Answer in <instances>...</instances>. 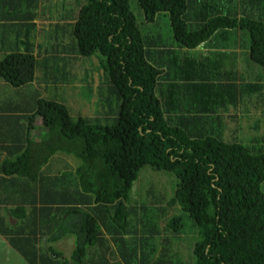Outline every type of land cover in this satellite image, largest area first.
Here are the masks:
<instances>
[{
    "label": "trees",
    "instance_id": "trees-1",
    "mask_svg": "<svg viewBox=\"0 0 264 264\" xmlns=\"http://www.w3.org/2000/svg\"><path fill=\"white\" fill-rule=\"evenodd\" d=\"M129 2L86 0L75 14L51 0H0V81L9 87L0 127L10 143L0 157V236L25 264H170L188 234V264H264V132L229 122L245 85L264 95V75L229 66L210 43L238 27L250 37L248 65L264 68V0H137L147 31ZM57 14L74 22L53 24ZM158 18L167 48L148 37ZM37 30L55 43L41 61L23 41ZM62 53L99 61L92 118L25 89L38 66L66 65ZM92 93L78 87L88 101ZM149 171L173 182L168 201L165 186L135 191ZM65 239L68 258L57 247Z\"/></svg>",
    "mask_w": 264,
    "mask_h": 264
},
{
    "label": "rangeland",
    "instance_id": "rangeland-1",
    "mask_svg": "<svg viewBox=\"0 0 264 264\" xmlns=\"http://www.w3.org/2000/svg\"><path fill=\"white\" fill-rule=\"evenodd\" d=\"M86 0H84L85 2ZM130 10L133 13V15L137 19L138 26L142 31L149 30V24L144 22L143 16H141V11L138 8L137 0H130L129 2ZM79 7L77 8L78 13ZM76 13V14H77ZM49 13H45V18H50ZM64 15L57 14V20L52 23L59 22V24H72L74 22V19H67L64 18ZM48 21H45L47 23ZM162 22H165L161 18H158L155 20L153 24H151L152 27V33H149V38H152V34L154 33V29H158L163 27ZM35 24L37 26L40 25V20L35 19ZM159 31V29H158ZM211 44L217 45L218 47H221V41L214 38L210 42ZM156 60V59H155ZM225 60L229 66L234 65L238 70L242 69H251L255 73L256 76L258 75H264V68H258L256 66H249L248 60L249 58H240L237 56L233 51H229L226 54ZM160 63V62H159ZM75 74L67 75V76H50L47 74H41L40 66L36 68V71L38 73L37 76H35V79L33 82L27 84L25 89L27 90L29 96L35 100V102H39V97L44 100H56L60 103H63L66 105L69 110L70 114L73 117H87L92 118L94 116V111L97 107V101H98V95L99 93V87L103 84V78H102V69L101 66H99V61L96 56H92L91 59H85L77 60L73 63ZM68 70V67L66 68ZM70 79V80H69ZM43 80H47L46 85H42L41 82ZM73 80V82H69ZM247 80H243L241 84H245ZM251 84L256 83L253 80H250ZM2 85L0 86L2 89L7 88L6 85H4L2 82H0ZM87 84L90 85L92 88V97L88 101L85 98H82L78 95V87L80 86H86ZM244 89V98L240 99L239 102L236 105H233L230 107V114L233 116L230 118L229 122L231 123H239L241 122V132L242 133H249L251 135L260 133L262 134L264 132V102L262 101L260 104H258L255 99L260 94H256L254 96V100H249L251 96V89L248 85H245ZM18 90L9 92L7 95V98L9 100L16 99V96L18 95ZM179 93V91H178ZM180 94V93H179ZM189 94H191L189 92ZM238 96V95H237ZM264 100V97L263 99ZM95 106V109H93V106ZM254 110H256L254 112ZM248 115V122H244L243 119H247ZM10 130V133H15L18 129L14 124H11L10 127H8ZM241 132L238 135L241 136ZM7 136V130L4 128V125H1L0 127V157L3 156V154H7V152H10L8 149L9 140L6 137ZM15 154V153H11ZM18 157L21 156H15V158L18 159ZM64 158H61V160ZM68 161L65 160L63 162V165L66 164L68 166ZM174 180V183H176V179L172 177ZM170 181V183H168ZM155 185L157 188H163L165 186L167 194L163 195L165 198V201H168L169 197L173 196L174 190H173V182L168 179L165 175H162L161 173L152 172L149 171L147 173V176L143 180H139L135 186V191H142L146 189L148 185ZM165 183H167L165 185ZM162 195V194H161ZM165 201H163L162 206H165ZM157 204H150L149 207L153 208L156 207ZM167 214L170 217L172 214L170 210L167 208ZM165 235V234H164ZM192 234H188L187 239H185L180 245L179 249L181 251L182 260L179 262L177 261V258H174L170 264H188L189 258L191 259L192 254V246L194 244V240L196 237V234L194 237H192ZM59 249L66 252V255L64 254L65 258H68L70 251L73 249V242L72 240H63L60 242V244L57 246ZM112 264H122L118 258V256H114L111 259ZM0 264H25L22 258L19 256L18 253L13 251L11 247L8 245L7 241L0 236Z\"/></svg>",
    "mask_w": 264,
    "mask_h": 264
},
{
    "label": "crops",
    "instance_id": "crops-1",
    "mask_svg": "<svg viewBox=\"0 0 264 264\" xmlns=\"http://www.w3.org/2000/svg\"><path fill=\"white\" fill-rule=\"evenodd\" d=\"M39 5L43 4V0H37ZM228 2L231 3H242L243 4H248V2H251V0H228ZM84 4V0H51L50 6H55L58 9L70 13V11H74V13H77V8L81 5ZM19 6V4L17 5V7ZM8 9V7H4L1 3H0V13L6 11ZM35 23V22H34ZM4 23L0 22V25H3ZM159 29V31H158ZM156 28L154 29V33L152 34V38L155 37H160L161 40L163 41V44L165 46V48H167V42L165 41V37L167 34H169V27H166V25H163V27L161 28ZM218 40L221 41V47H219V49L222 51L221 53L224 54V56L226 57L227 52L229 51H233L237 56H239L240 58H244L246 59V55H245V49L244 47L247 46L248 44H250V37L248 32L246 31H242L240 30L238 27L237 28H230L229 31L227 32H223L221 33V35H217L216 37H214ZM45 35L44 33H39V31L37 30L35 33H33L30 37L27 38H23V41H29L33 46H34V56L39 55V49L45 44L47 43V41H45ZM202 50H206L205 48H202ZM149 59V58H148ZM256 76V75H255ZM1 82V81H0ZM3 83V82H2ZM4 85H6L5 83H3ZM2 84L0 83V86ZM251 89V96L249 98V100H254V96L256 94H260L257 99H255V101L260 104L262 101L264 102L263 97V92L262 91H256L254 89H252L251 87H249ZM9 89V87L7 86V88L2 89L0 87V90H2L3 92L7 91ZM9 91V90H8ZM263 95V97L261 96ZM256 110H254L255 112ZM247 119H243L244 122L248 121V115Z\"/></svg>",
    "mask_w": 264,
    "mask_h": 264
},
{
    "label": "clouds",
    "instance_id": "clouds-1",
    "mask_svg": "<svg viewBox=\"0 0 264 264\" xmlns=\"http://www.w3.org/2000/svg\"><path fill=\"white\" fill-rule=\"evenodd\" d=\"M53 44H55L53 41L48 40L47 43H45L39 49L38 59L40 61L46 56V54L49 52V50L51 49ZM60 58H62L64 60L66 65L62 64V63H57V65L51 66L50 68H47V69L43 68L42 66H40L41 74H47V75H50V76H55V75L67 76V75L75 74L76 72L74 71L73 63L75 61H77V60H82L78 56H73V57L69 58V60H68L67 59L68 58V54L67 53H62ZM67 67H68V70L66 69ZM57 68H58V71H57ZM37 75H38V73H37V71H35V76H37ZM41 84L42 85H46L47 84V80H43L41 82ZM39 99H41V98L39 97ZM64 106L67 108V110L69 112V115L71 116V114H70L71 112H70L69 108L66 105H64ZM71 117L73 118V116H71Z\"/></svg>",
    "mask_w": 264,
    "mask_h": 264
}]
</instances>
